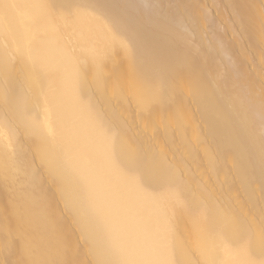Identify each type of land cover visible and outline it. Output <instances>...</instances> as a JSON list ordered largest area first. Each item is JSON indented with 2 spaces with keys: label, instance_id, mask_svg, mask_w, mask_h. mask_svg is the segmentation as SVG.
Masks as SVG:
<instances>
[{
  "label": "bare ground",
  "instance_id": "bare-ground-1",
  "mask_svg": "<svg viewBox=\"0 0 264 264\" xmlns=\"http://www.w3.org/2000/svg\"><path fill=\"white\" fill-rule=\"evenodd\" d=\"M0 264H264V0H0Z\"/></svg>",
  "mask_w": 264,
  "mask_h": 264
},
{
  "label": "rangeland",
  "instance_id": "rangeland-1",
  "mask_svg": "<svg viewBox=\"0 0 264 264\" xmlns=\"http://www.w3.org/2000/svg\"><path fill=\"white\" fill-rule=\"evenodd\" d=\"M209 25V24H208ZM210 30V29H209Z\"/></svg>",
  "mask_w": 264,
  "mask_h": 264
}]
</instances>
